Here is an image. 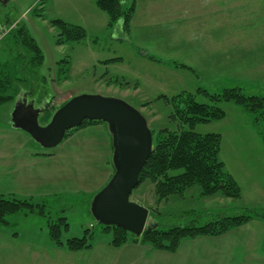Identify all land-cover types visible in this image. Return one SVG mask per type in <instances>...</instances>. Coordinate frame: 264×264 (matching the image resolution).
Returning <instances> with one entry per match:
<instances>
[{"label": "rangeland", "instance_id": "374dc122", "mask_svg": "<svg viewBox=\"0 0 264 264\" xmlns=\"http://www.w3.org/2000/svg\"><path fill=\"white\" fill-rule=\"evenodd\" d=\"M96 1L0 0V82L8 86L13 79L23 83L25 95L21 97L35 99L37 108L47 106L39 115L41 126L47 125L66 101L83 94L125 100L141 112L153 131L179 127L171 118L172 103L160 96L172 98L191 92L198 101L209 103L208 97L198 92L200 88L220 93L231 86L264 96V0H236V4L232 0V6L230 0L227 4L218 0L217 12L206 10L208 4L196 0H125L126 7L135 3L137 11L128 32L122 19L109 26V15ZM57 19L81 26L86 36L80 41L59 43L61 29L52 23ZM232 32L249 37L238 51L235 44L230 49L220 47ZM246 45L248 51L242 49ZM14 105L0 109V123H12ZM219 106L226 117L200 123L195 130L221 134L220 158L239 183L241 197H202L199 186H194L186 197L175 195L158 201L154 184L147 180L133 190L130 199L150 209L151 225L161 223L168 228L191 219L203 224L221 213L264 209V123L253 124V115L232 102ZM104 124L74 129L49 149L27 132L10 129L29 140L30 152L55 156L35 166L39 184L33 180L9 188L19 191L14 192L19 197L47 205L53 219L66 217L70 229L62 239L83 237L89 229L92 247L85 250L99 255L85 260L86 264H99L102 257L105 262L107 258L112 261L115 253V248L108 245L112 231L102 230L90 209L92 198L114 173L111 137ZM4 133L0 129V138ZM2 191L10 193L0 187V194H7ZM31 218L23 216L17 229L0 232L14 238L15 248H28L25 264H37L33 250L37 254L51 250L40 246L49 237L46 231L41 234L30 228ZM34 235L37 239L33 242L26 239Z\"/></svg>", "mask_w": 264, "mask_h": 264}, {"label": "trees", "instance_id": "16d2710c", "mask_svg": "<svg viewBox=\"0 0 264 264\" xmlns=\"http://www.w3.org/2000/svg\"><path fill=\"white\" fill-rule=\"evenodd\" d=\"M124 1L97 0L96 4L109 15V26H113L115 22L122 19L124 29L128 32L135 14V4L126 7ZM52 23L61 29L62 38L58 39L59 43L80 41L86 36L85 30L81 26L67 23L61 19L54 20ZM22 33L25 35V31ZM31 45L38 52L37 46ZM11 82L10 87L7 83L0 82V92H2L0 93V109L14 103L23 92V83L15 81V79ZM9 88H13L12 91ZM198 92L207 96L210 102L198 101L196 95L191 92H182L172 98L159 97V99L164 98L168 103H172L174 112L171 114V118L179 123V127L177 130H171L168 127L157 131L151 129L153 151L142 169L137 186L139 187L147 180L151 181L154 184V192L158 201L167 200L175 195L186 197L187 192L194 186H199L202 197L218 194L227 198L241 197L239 183L226 169L225 162L220 158L221 134L214 132L203 134L197 132L195 128L200 123L225 118L226 111L219 106L222 102H232L252 114L254 124L264 123V96L247 94L241 86L226 87L220 93H210L203 88H200ZM33 100L35 101V99ZM99 122L103 121L86 120L81 126ZM81 126L69 130L66 136ZM262 138L264 142V130ZM43 155H49V153L45 152ZM28 215L43 218L49 235L56 244L64 245L71 251L92 247L89 229L86 230L83 237H70L63 240V233L67 232L70 227L66 217L53 219L47 205L36 204L33 202V198H22L15 194H0V225L14 228L19 225L23 216ZM258 217L264 218V209H247L238 214L221 213L203 224L198 223L197 219H191L189 223L168 228L161 227L162 224L158 223L146 228L140 236L118 226L102 225V230L112 231L110 243L115 247H120L133 240L149 244L157 250L176 252L185 239L199 236H220Z\"/></svg>", "mask_w": 264, "mask_h": 264}, {"label": "crops", "instance_id": "0c3cea01", "mask_svg": "<svg viewBox=\"0 0 264 264\" xmlns=\"http://www.w3.org/2000/svg\"><path fill=\"white\" fill-rule=\"evenodd\" d=\"M219 1L227 4V0ZM196 2L206 3L208 4L204 6L206 10L217 12L218 0H196ZM233 3L236 4V0ZM230 6H232V0H230ZM136 12L135 10L134 17ZM210 21L211 19L209 21L207 19V23ZM222 22L224 23V21ZM250 36L252 38V34ZM245 38L249 39L248 35L232 32L229 37L224 39L223 45L220 47L230 49L235 44L236 51H238ZM242 49L248 51V45ZM250 51H252V45ZM242 111L244 110L242 109ZM0 124V129L5 131L4 134H1L5 137L0 138V187H4L6 191L10 190L11 194H19V191L15 192L12 187H9L14 183L27 185L33 180L39 184L38 168L35 166L40 162L43 164L46 159L51 160L55 153L45 156L43 155L44 152H30L28 150L29 140L23 138L20 132L10 130L13 129L12 123L2 120ZM104 126L106 127L105 124ZM107 133L109 135L108 131ZM4 192L2 191V193ZM25 217H33L31 218L33 219L32 222L28 224L30 228L38 229L41 234L46 231L49 237L40 246L51 248L50 252L37 254V251L33 250L36 252L34 257L37 264H86L84 263L85 260H93L99 255L94 252L90 253L89 250L85 249L71 251L64 245L56 244L51 239L42 217L33 215ZM20 223L22 220H20L19 225ZM18 227L10 228L0 225V232L7 233L6 230L17 229ZM36 237L37 235L27 236L26 239L33 242L37 239ZM108 245L115 248L113 260L109 261L107 258V262H105L101 256L102 259L99 264H264V218H254L220 236H199L193 239H185L176 252L157 250L149 244L133 240L120 247H115L111 243ZM27 249V247L15 248L14 238L0 235V264H25V254L29 252Z\"/></svg>", "mask_w": 264, "mask_h": 264}, {"label": "water", "instance_id": "95a60500", "mask_svg": "<svg viewBox=\"0 0 264 264\" xmlns=\"http://www.w3.org/2000/svg\"><path fill=\"white\" fill-rule=\"evenodd\" d=\"M21 97V96H19ZM37 108L26 96L11 114L12 127L23 130L43 148L60 144L67 132L84 121L100 120L111 137L114 173L90 202L94 219L101 225L122 227L140 236L150 224V209L130 197L153 151V134L146 118L123 99L101 95H78L60 106L50 122L41 126Z\"/></svg>", "mask_w": 264, "mask_h": 264}, {"label": "flooded vegetation", "instance_id": "af4514ba", "mask_svg": "<svg viewBox=\"0 0 264 264\" xmlns=\"http://www.w3.org/2000/svg\"><path fill=\"white\" fill-rule=\"evenodd\" d=\"M22 95H25V94H22ZM22 100H23V96H22V97H18V98L15 100V102H14L15 105H16V103H18V102H20V101H22ZM28 102H31V100H30V101L28 100ZM15 105H14V106H15Z\"/></svg>", "mask_w": 264, "mask_h": 264}]
</instances>
